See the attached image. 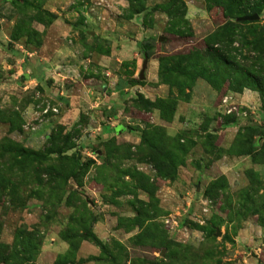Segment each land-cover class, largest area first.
<instances>
[{
    "label": "rangeland",
    "instance_id": "374dc122",
    "mask_svg": "<svg viewBox=\"0 0 264 264\" xmlns=\"http://www.w3.org/2000/svg\"><path fill=\"white\" fill-rule=\"evenodd\" d=\"M215 1L182 0L183 18L164 13L171 0H0V264H264V165L235 153L264 142L259 94L196 78L184 101L158 79L160 58L202 55L229 21ZM249 21L230 48L238 80L256 70L247 42L264 32V11ZM150 34L142 83L111 96L136 78ZM137 96L176 97L172 120ZM18 147L36 155L21 162Z\"/></svg>",
    "mask_w": 264,
    "mask_h": 264
},
{
    "label": "trees",
    "instance_id": "16d2710c",
    "mask_svg": "<svg viewBox=\"0 0 264 264\" xmlns=\"http://www.w3.org/2000/svg\"><path fill=\"white\" fill-rule=\"evenodd\" d=\"M208 2L209 0H205ZM216 6L223 7V11L229 13V21L225 22L222 25L217 26L207 37L209 41H206L208 44L206 47V51L202 53V55H186V56H175L171 57V59H159L158 65V79L162 84H166L170 88H177V96L180 95L183 97L184 101H188L190 96L189 94H185V90H188L193 85V82L196 78H202L206 80L213 88L218 89V82L224 81L226 79L230 80V90L232 91H239L243 87L251 88L252 90L256 91L259 94L260 101L262 106L264 107V46H261L259 43L260 41H264V32L258 34H251L253 35V39L250 42H247L248 45H252L251 48L254 53L257 54L255 58L256 61L254 64H257L256 70L247 71L245 69L241 70V75L239 80L234 78L232 70L235 71L238 69V65L234 63L233 60L230 59L232 44L234 42V38L236 36L241 35V25L246 23H252L254 21L249 20H241L237 19L235 21L236 14H244L245 16L257 15L260 16L261 13L264 11V0H255L253 3L248 2V0H216ZM208 8V7H207ZM182 9V11H181ZM140 11V10H139ZM139 11H132L130 14H137ZM184 18L186 15L185 4L182 0H171V3L164 9V13L171 17L174 14L181 13ZM226 16V15H225ZM234 18V21L232 19ZM183 21V22H182ZM182 24H184V29L188 27L186 24V20L184 19ZM175 28V27H174ZM173 33L179 37H185L191 35V31H179L178 29L174 30ZM155 38L149 37L142 42L138 43V47L140 49V53L142 56L150 59L152 56L153 48L149 45V43H154ZM259 47H258V46ZM232 58V57H231ZM183 77V79H179ZM142 83L139 81V78H132L129 82H120L117 84V90L127 86V85H136ZM142 109H157L159 110V117L167 122H170L173 118L175 107H176V97L175 98H168V99H159L156 102H150V100H144L142 96H137ZM111 113V112H110ZM109 114V113H108ZM233 122V119H229L227 123ZM248 135L257 136V130L255 127H247L245 130ZM159 128H153L152 130V137L158 138L159 135ZM264 135V134H261ZM163 135L161 134V137ZM260 136V135H258ZM247 141V139L245 140ZM145 143L147 144V138H145ZM248 142H246L247 144ZM148 153H146V157L148 160L153 164V166L157 167V157H156V146L151 142H148L147 145ZM18 151H15V155H17L20 159L32 160L36 154L25 152L22 148H17ZM238 155L244 156H251L254 159L255 163H260L264 165V142L260 145L259 148L254 147L252 144V140L249 141L248 146L241 145L236 151ZM18 160V161H19ZM23 162V160H20ZM174 179V176L171 178ZM223 177H219L217 180L211 184L210 187L213 189L219 188V183ZM221 187V186H220ZM212 191L210 190V193ZM209 192L205 191V194L208 195ZM263 207V215H264V205ZM263 225H264V216L260 218ZM84 235L87 239H89L94 245H96L102 252H105V248L101 244V241L94 235V233L89 230L88 228L84 229ZM164 248L169 250L170 248H179L185 249L182 245L167 240L164 242ZM2 248H5L2 246ZM71 249H77V247L71 246ZM0 252H2L0 250ZM1 254V253H0ZM168 259H171L174 255L173 251L167 253ZM83 263L84 259H79L78 262ZM7 261H2V263H6ZM70 264H74L71 262ZM159 264V263H155Z\"/></svg>",
    "mask_w": 264,
    "mask_h": 264
},
{
    "label": "crops",
    "instance_id": "0c3cea01",
    "mask_svg": "<svg viewBox=\"0 0 264 264\" xmlns=\"http://www.w3.org/2000/svg\"><path fill=\"white\" fill-rule=\"evenodd\" d=\"M153 26H154V25H151V26H148V27H149V28H152ZM150 30H151V29H150ZM213 30H214V29H213ZM213 30H212V31H213ZM212 31H211V32H212ZM211 32H210V33H211ZM210 33H209V34H210ZM209 34H207V35H209ZM149 36H150V37H154L153 34H150ZM145 37H147V36H145ZM140 42H141V41L137 42V45H138V43H140ZM52 49H53V48H52ZM58 49H59V48H55V49H54V52H56V53H58V52H59V53L62 52L61 50H58ZM57 51H58V52H57ZM110 55H111V54H110ZM48 61H51V59L48 60ZM102 61L105 62L106 59L103 58V60H101V62H102ZM143 61H144V56L141 57V68H142V63H143ZM137 62H139V60H137ZM147 64H148V59L146 58V67H147ZM146 67H145V68H146ZM141 68H140V70H141ZM140 70H139V72H138L137 74H136V72H135L136 77L139 76ZM144 70H145V69H144ZM156 70H157V67H156ZM156 73H157V72L155 71V72H154V75H155V76H156ZM145 76H146V72H145V74H144V71H143V78H144ZM143 78H142V79H143ZM142 79H141V80H142ZM139 80H140V79H139ZM116 87H117V84L114 85V87H113V91H112V93H111V96L115 95L116 92H117V93H123V92L129 91L130 89L134 88L135 85H132V86H131V85H127V86H125V87H123V88H121V89H119V90H117ZM160 87L163 88V86H160ZM164 87H165V85H164ZM167 89H168V88H167ZM113 97H114V96H113ZM146 98L150 99V97H147V96H146ZM113 99H114V98H113ZM111 109H112V108H109V110H108L109 113L111 112ZM107 114H108V113H107ZM111 114H112V113H110V115H111ZM81 259H82V258H81ZM78 260H79V258H77V261H78ZM77 264H80V263H77Z\"/></svg>",
    "mask_w": 264,
    "mask_h": 264
},
{
    "label": "water",
    "instance_id": "95a60500",
    "mask_svg": "<svg viewBox=\"0 0 264 264\" xmlns=\"http://www.w3.org/2000/svg\"><path fill=\"white\" fill-rule=\"evenodd\" d=\"M257 18H258L257 15H253V16H249V17L248 16L241 17L240 19L241 20H253V19H257ZM145 67H146V57H144V61L142 63V68H141L140 73H139V76H138V78L140 80L143 78V71H144Z\"/></svg>",
    "mask_w": 264,
    "mask_h": 264
}]
</instances>
